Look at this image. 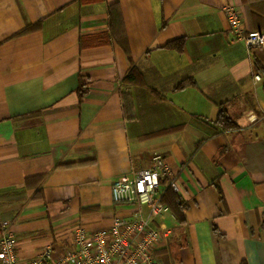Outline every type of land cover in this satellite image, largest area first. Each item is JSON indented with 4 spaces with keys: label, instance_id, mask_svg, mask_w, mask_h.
Masks as SVG:
<instances>
[{
    "label": "crops",
    "instance_id": "crops-1",
    "mask_svg": "<svg viewBox=\"0 0 264 264\" xmlns=\"http://www.w3.org/2000/svg\"><path fill=\"white\" fill-rule=\"evenodd\" d=\"M227 5L263 29L242 0H0V224L11 223L22 261L46 246L59 258L77 227L129 216L111 185L159 153L186 218L162 219L171 233L159 261L264 264V47L232 40ZM179 37L183 51L165 46ZM126 45L145 85L123 83ZM187 78L196 85L175 89ZM222 103L239 126L213 134Z\"/></svg>",
    "mask_w": 264,
    "mask_h": 264
},
{
    "label": "built area",
    "instance_id": "built-area-1",
    "mask_svg": "<svg viewBox=\"0 0 264 264\" xmlns=\"http://www.w3.org/2000/svg\"><path fill=\"white\" fill-rule=\"evenodd\" d=\"M232 40L247 48L264 47V30L246 29L238 7H225ZM255 79H262L260 73ZM264 132V114L262 116ZM179 191L172 168L161 154L155 153L150 166L118 177L111 185L112 201L131 204L129 216H115L109 226L95 231L77 227L65 253L54 258L51 246L39 250L26 261L17 252V238L11 223L0 224L1 264H162L156 250L168 241L171 230L162 223L170 208L161 202L166 187ZM146 207V211L143 207Z\"/></svg>",
    "mask_w": 264,
    "mask_h": 264
},
{
    "label": "trees",
    "instance_id": "trees-1",
    "mask_svg": "<svg viewBox=\"0 0 264 264\" xmlns=\"http://www.w3.org/2000/svg\"><path fill=\"white\" fill-rule=\"evenodd\" d=\"M242 1L249 5V7L252 10V13L254 14V17L263 23V26H262L263 29H259V30H264V0H242ZM110 7H111L110 8V25L113 27L112 21H113V18L116 17L114 12L118 11V7L115 4L111 5ZM38 25H39L38 22L30 23V24L26 25L25 27H23L22 29L15 32L13 34V36L22 35V34L31 32V31L37 29ZM80 41L83 42V38H81ZM185 41H186L185 37H179V38H175V39L167 42L165 44V46L168 48L175 49L178 52H181L184 49ZM126 52L128 54V58L130 59V61H132V56L128 51L127 45H126ZM256 65L258 66L257 67L258 70L262 71V73L264 74L263 68H262V66L259 65L258 61L256 62ZM123 83L124 84L145 85V82L143 81V73L141 72V70L139 69V67L136 65V63L134 61L131 62V67L129 68L127 74L124 76ZM194 85H196L195 80L192 78H187V79L181 80L175 86V89H182L184 87L194 86ZM150 89L152 92H154L156 94V96L160 97V94L158 93L157 90H155L153 88H150ZM85 93H86V90L84 88V83H82L80 88H79L80 98H82ZM125 93H124V96H126L125 99L128 100L130 98V96H129V94L125 95ZM195 117L198 118V116H195ZM215 123H217V127L212 132L213 134L220 133L222 131L229 130V129H235L239 126L238 123L228 114L227 108H226L224 103L219 105L218 112H217V115L215 117ZM175 128H177V126L172 127L170 129H165L164 131H169V130L175 129ZM93 161H95V158H93V157L92 158H84V159L76 160V161L75 160L63 161V162H59L56 165V168L70 167V166L85 164V163H89V162H93ZM43 177H44V174H41V175L28 177L27 179L29 182L31 179L34 178L39 183ZM36 181H34V182H36ZM217 186H218V189L221 190L219 185H217ZM160 200H161V202L168 205V207L171 209V211L175 215L176 220L180 224L179 227H181V225L186 220L185 214L183 211V208L185 206H184L183 202L179 199L178 193H176V191H174L171 187L168 186L165 188L164 192L162 193ZM215 230H216V228H215ZM157 251H160V250L157 249L156 252ZM241 264H247V262L245 260H242Z\"/></svg>",
    "mask_w": 264,
    "mask_h": 264
}]
</instances>
